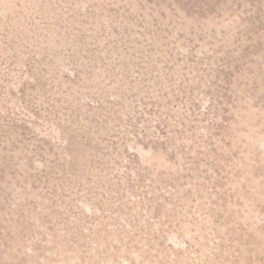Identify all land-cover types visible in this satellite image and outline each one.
Returning a JSON list of instances; mask_svg holds the SVG:
<instances>
[{
  "label": "rangeland",
  "instance_id": "obj_1",
  "mask_svg": "<svg viewBox=\"0 0 264 264\" xmlns=\"http://www.w3.org/2000/svg\"><path fill=\"white\" fill-rule=\"evenodd\" d=\"M0 264H264V0H0Z\"/></svg>",
  "mask_w": 264,
  "mask_h": 264
}]
</instances>
